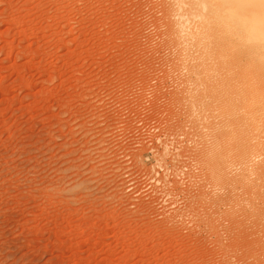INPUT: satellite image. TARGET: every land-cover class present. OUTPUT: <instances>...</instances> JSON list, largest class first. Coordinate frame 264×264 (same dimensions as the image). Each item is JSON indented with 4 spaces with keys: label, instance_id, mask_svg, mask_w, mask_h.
<instances>
[{
    "label": "rangeland",
    "instance_id": "obj_1",
    "mask_svg": "<svg viewBox=\"0 0 264 264\" xmlns=\"http://www.w3.org/2000/svg\"><path fill=\"white\" fill-rule=\"evenodd\" d=\"M229 7L264 21L0 0V264H264V62Z\"/></svg>",
    "mask_w": 264,
    "mask_h": 264
},
{
    "label": "bare ground",
    "instance_id": "obj_2",
    "mask_svg": "<svg viewBox=\"0 0 264 264\" xmlns=\"http://www.w3.org/2000/svg\"><path fill=\"white\" fill-rule=\"evenodd\" d=\"M199 8L197 9V10H195L194 12H192V15L194 14V16L197 18V20L200 22V25L202 24H204V17H203V15H202V9H200L202 6L201 5H199L198 6ZM237 10H241L240 8H238V7H235V8H233V7H229V8H227L226 9V11H227V13L228 14H230L231 16H233L234 14H235V16H236V18L238 17L239 19H235V17H234V21H233V27L234 28H236V29H240L241 30V32L243 33V35L241 36V38L239 39L238 38V40L237 39H235V37L234 38H230V39H235V40H237V43H238V45H240V48H242V50H244L248 55H249V57H253L254 55H256L257 57V64H259V63H262V62H264V21H263V23H257V22H253L252 20H250V21H243V20H241L242 18L240 17V15H242V14H236L235 13V11H237ZM227 14V15H228ZM251 14L252 15H254V12H251ZM191 15V14H190ZM191 15V16H192ZM259 15V13L256 15V16H258ZM250 16V15H249ZM255 16V17H256ZM254 17V18H255ZM257 19V18H256ZM255 20V19H254ZM264 20V19H263ZM184 25V24H183ZM201 25V26H202ZM186 26V25H185ZM182 29V28H181ZM204 38V37H203ZM237 38V37H236ZM199 39H200V37H199ZM183 41V40H182ZM205 42V41H204ZM198 43H200L199 41H198ZM230 44V43H229ZM202 45V44H201ZM200 45V46H201ZM230 46H232V45H230ZM202 47V49L204 48V46H201ZM239 47V46H238ZM233 48V47H232ZM234 48H236L237 49V46H235ZM234 50V49H233ZM240 51V50H239ZM258 52H262L263 54L262 55H260V54H258L257 55V53ZM197 55V54H196ZM202 55V54H201ZM235 55V54H234ZM241 55V54H240ZM240 55H239V57H240ZM235 57V56H234ZM255 57V56H254ZM248 58V57H247ZM251 61V60H250ZM264 64V63H263ZM255 70V69H254ZM262 74V73H261ZM261 77H262V75H261ZM263 79V78H262ZM261 79V80H262ZM263 83H264V81H262ZM257 84V83H256ZM260 84H262V83H260ZM263 86V85H262ZM259 87H261V86H259ZM261 88H263L264 89V87H261ZM262 89V90H263ZM261 90V89H260ZM264 91V90H263ZM263 94H264V92H263ZM263 97H264V95H263ZM259 98H261V100H263L262 99V97L260 96ZM256 100H257V98H256ZM260 100V99H259ZM249 102V101H248ZM247 102V103H248ZM263 102H264V100H263ZM246 103V104H247ZM262 102H260V104H261ZM249 104V103H248ZM252 103H250L249 105H251ZM254 104V103H253ZM256 104H258L257 103V101H256ZM255 104V105H256ZM264 105V104H263ZM248 106V105H247ZM256 107H257V105H256ZM260 107H261V105H260ZM258 108H259V106H258ZM257 108V109H258ZM262 108H264V106L262 107ZM259 110V109H258ZM263 110V109H262ZM262 115H264V114H262Z\"/></svg>",
    "mask_w": 264,
    "mask_h": 264
}]
</instances>
